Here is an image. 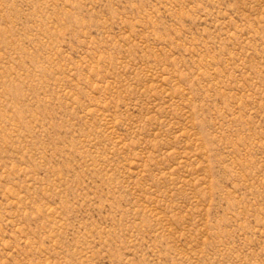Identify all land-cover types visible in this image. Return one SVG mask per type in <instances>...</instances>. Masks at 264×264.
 Here are the masks:
<instances>
[{
  "label": "rangeland",
  "instance_id": "obj_1",
  "mask_svg": "<svg viewBox=\"0 0 264 264\" xmlns=\"http://www.w3.org/2000/svg\"><path fill=\"white\" fill-rule=\"evenodd\" d=\"M0 264H264V0H0Z\"/></svg>",
  "mask_w": 264,
  "mask_h": 264
}]
</instances>
